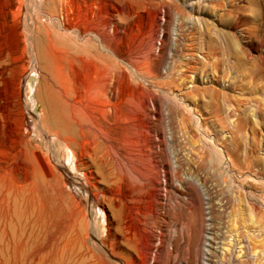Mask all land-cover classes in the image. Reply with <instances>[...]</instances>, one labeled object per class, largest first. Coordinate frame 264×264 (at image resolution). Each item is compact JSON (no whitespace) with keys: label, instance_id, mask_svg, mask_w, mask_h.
<instances>
[{"label":"rangeland","instance_id":"1","mask_svg":"<svg viewBox=\"0 0 264 264\" xmlns=\"http://www.w3.org/2000/svg\"><path fill=\"white\" fill-rule=\"evenodd\" d=\"M39 1L9 15L17 33L25 21L35 29L32 46L22 35L7 36L12 31L0 12V53L7 54L0 109L14 100L0 115V158L15 164L23 122L32 146L53 159L35 122L54 121L63 91L97 113L114 142L87 137L86 146L98 144L101 171L63 160L71 177L50 193L55 209L62 203L84 212L90 247L80 243L51 259L56 250L44 242L41 260L264 264V0H66L65 8ZM102 96L110 102L105 109ZM112 148L129 194L112 182ZM84 178L112 189L108 223L99 222L98 206L89 207L92 198L102 202V191L89 193Z\"/></svg>","mask_w":264,"mask_h":264},{"label":"bare ground","instance_id":"2","mask_svg":"<svg viewBox=\"0 0 264 264\" xmlns=\"http://www.w3.org/2000/svg\"><path fill=\"white\" fill-rule=\"evenodd\" d=\"M24 1L25 0H5V5H4V2H2L0 0V12H1V15H3V18L5 19V23H2V25L6 26L9 30L12 31V32H8L7 36H13L14 37V36L22 35L23 39L25 40V38H26L29 45L32 46L33 38L35 35V29L30 28L28 25L26 26L27 22L25 21L24 27L22 29H20L21 31L19 30L20 31L19 33H17L15 27L9 21V15L10 14L14 15L17 11L22 13L23 9L25 7V6L23 7L24 3H26V1L29 2L30 0H26L25 2ZM34 1L35 0H33L32 2H34ZM43 1L45 2V0H43ZM248 1L250 2V4H254L256 2V0H248ZM16 2H18L19 7L15 6V4H17ZM47 2H51L54 5L56 3V5H59L62 7V5L64 4V2H66V0H47ZM33 4H35V3H33ZM3 5L5 6V10H2V7H4ZM41 5H43V4L37 3V5H35V6L40 8ZM64 8H65V6H64ZM26 10L27 9H25V11ZM24 17H25V15H24ZM2 36L3 35L1 32V27H0V41L2 39ZM27 45H26V47H28ZM29 48H31V47H29ZM6 57H7L6 53H0V63L2 61H5ZM33 61H35V60L33 59ZM6 71H4V72H6ZM4 72H0V75H2V73L4 74ZM0 79H1V76H0ZM65 90H67V89H65ZM107 90H110V89H107ZM98 91H96V92H98ZM56 92H58V91H56ZM60 92H61V90H60ZM63 92L59 93V95L57 96V98H58V101H57L58 102V111L56 112V115L54 117V121H53L52 117H51L52 120L45 118V117L42 118V120H37V121L35 120L36 121L35 122L36 123L35 124L36 125V133L39 135L40 138H43V140L46 141L47 148H49V150L53 154V159L48 160V159H46V157H44V159H43V157H42L43 155L40 153L41 150L39 151V150H37L38 148H36V147L34 148V146H32L33 144H32V141L30 139L31 136H30V134H28V132L24 131L23 128L26 125L23 122H22V124H20V126H22V129L20 132L18 149L16 152L13 153L14 155L11 153L13 156H15V157L17 156V160L16 161L14 160L15 164H14V162L12 164H10L13 161L12 159L7 160L5 157L0 158V264H42V262L44 263L45 261L41 260V256H42L41 254L43 251L41 248L42 247L45 248V246L47 247L48 243H49V245H48L49 247L50 246L52 247V245H51V243H52L54 246V249L56 250V252L54 251V253H55L54 257H52V258H51V255L53 256V254H51V252H50V254H51L50 258L51 259L55 258V255L56 256L59 255V253L60 254L62 253V255H63L66 252V250L68 251L70 248L78 246V244L80 245V243H81V246H85V249H88V247L86 248L87 244L90 247L89 243L86 244V240L89 237L87 235H89L88 233H90L89 232L90 230L87 229V227L85 226L86 229L88 230L87 231L88 233H86V235H85L84 231L82 229V226H81L82 223L80 224V219H79L82 214H83V216H81L82 218L85 216L84 212H82L81 215H78V211L75 209L76 207L74 208V206H69L70 208H68V207L66 208V206L64 204L63 205L65 207H63L62 203L61 204L59 203L60 207H58V208L56 207V209H55V206L53 205L54 204L53 201L56 199L53 200L54 196H52V194L50 195V193L53 192L54 190H56V188L62 189V187H63L62 182L65 181L64 176L65 175L70 176V173L67 171V169L63 165V160L65 162H68L69 164H72V166L75 169H89L90 170L93 167V169H95L98 173L101 171L100 165L102 162L98 159V156L95 154L96 151L98 150V148H97L98 144L95 146L93 144L94 148L91 146L93 149L86 146L87 144H85V142H86L85 139H87V137H90V139H91V137H94L98 141V143H99V139L103 137L104 139H106L107 142L111 143V147L114 144V142L111 139V136H109V134L107 133V131H106L107 129H105V127H103V125L100 124L99 121L97 123V119H100L96 115L97 113L95 114V117L97 116V119L95 120V117L92 116L89 109H88L89 112L87 113L85 110L86 108H84L85 106L82 107L79 103H77L75 101V99L73 101V99L71 98L70 95H68L65 92H64L65 93L64 94ZM119 92L121 93V91H119ZM101 93H103V92H101ZM107 93L109 94V91ZM60 94H63V96H61ZM72 95H74V94H72ZM92 96H93V98H96V95H95V97H94V95H92ZM55 97H56V93L54 94L53 89H51L49 98L53 100V99H55ZM97 97H99V96H97ZM1 98H2V95L0 93V99ZM100 98H101V95H100ZM100 98L99 99L96 98V99L100 100ZM108 98H109V96H108ZM96 99H94V100H96ZM102 99H103V96H102ZM105 99H106V96H105ZM11 100H12V98L9 99V104L7 103V105H5V106L2 105V109H0V115L3 114L4 112H8L12 109V107L14 106L13 105L14 100L13 101H11ZM76 100L78 101V99H76ZM81 100H82V98H81ZM117 100H120V99L117 98ZM117 100H115L116 103H117ZM106 102L103 99L102 103L99 101V104L101 103L102 106L106 105V104L108 105L109 101H106ZM119 105H117L118 108H120ZM92 106H94L93 108L96 107L94 104H92ZM92 106L89 105V107H92ZM103 107L105 109V106H103ZM99 109H100V107H99ZM107 110H103V112L102 111L101 112L103 113L104 120L106 119L108 121L109 115H108ZM113 110H116L115 107ZM93 111H95V110H93ZM119 111L120 110H118L116 113L119 114ZM114 113H115V111H114ZM116 113H115V116H116ZM25 117L26 116L24 115L23 118H25ZM118 119H120V118H117V120ZM23 121H24V119H23ZM11 123L12 122L9 120L8 124H10V126H11ZM119 127H117V128H119ZM53 135L56 136L55 140L53 139ZM96 140H94L93 143ZM88 142H89V140H88ZM45 146H46V144H45ZM108 146H109V144H108ZM15 147H17V146H15ZM95 147H96V149H95ZM112 152H115V153H113L115 156V157L113 156V158H114V162H115L114 164L116 167L115 168L116 169L115 174H113L114 176L112 177V182H114L115 186L117 185L121 188H125V195H126V193L129 194L131 192V185L129 184V182L126 178V175H124L119 170V166H120L119 163L121 161V160L119 161V159H121V158L118 157V154L120 152L118 153L117 151H115V149H113ZM15 157H14V159H15ZM9 161H10V163H9ZM84 182L86 183L85 189H87V191L91 194H92V190L95 191L98 188L100 189V187H98V184L96 185V183L89 181V179H85ZM111 187H113V186H111ZM63 190H64V187H63ZM100 190L102 191V194L104 196L102 202H99V200H95L94 198H92L89 201L90 204L89 203L88 204H89V207L91 209H93L92 207H94V206H98L100 213H101V216H99V218H98L100 220L99 222H101V219L104 222H107L108 216L106 213V206L105 205H108L109 207L113 208L114 206H116V203L113 201L112 197H110V194H109L110 192H112V189L103 187ZM45 191H46V193H47V191L49 192V193H47L48 197H46ZM56 191H58V190H56ZM66 191H68L67 188H66ZM59 192H60V190H59ZM72 193L73 192H71L70 194H72ZM66 195H69V194L67 193ZM47 198H48V200H47ZM62 198H63V196H62ZM59 200H61V199H59ZM71 201H73V198ZM54 202H56V201H54ZM57 202H58V200H57ZM50 203H51V206H54V207L51 208L49 205ZM70 203H72V202H70ZM77 205L78 204L76 203L75 206H77ZM56 206H58V204ZM80 210H81V208H80ZM80 210H79V213H80ZM15 213H16V221H17L16 223L14 222L15 221ZM58 215L60 216L59 219L57 218ZM96 215H98V214L95 210L93 218H95ZM62 217L64 218V220L60 219ZM83 220L86 221V218ZM14 223H15V225H14ZM12 225H14V227H12ZM82 225H84V224H82ZM15 226H16V228H15ZM91 230H92V228H91ZM85 236H87V239H85ZM45 239H46V241H45ZM42 240H44V241L42 242ZM48 241H51V242H48ZM87 241H89V240H87ZM90 241H91V239H90ZM44 242L47 245H45ZM91 243H93V242L91 241ZM43 245H45V246H43ZM97 245L99 246V244H97ZM102 247H103V245H102ZM47 250H48V247L45 250L46 253H47ZM51 259L48 258V261L50 260V262H51L52 261ZM63 259H64V257H63ZM39 262H41V263H39ZM64 263H66V262H64Z\"/></svg>","mask_w":264,"mask_h":264}]
</instances>
